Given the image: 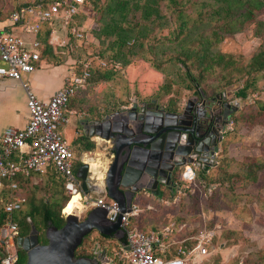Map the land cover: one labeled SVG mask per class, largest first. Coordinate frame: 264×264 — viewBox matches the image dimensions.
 Instances as JSON below:
<instances>
[{
    "label": "rangeland",
    "instance_id": "374dc122",
    "mask_svg": "<svg viewBox=\"0 0 264 264\" xmlns=\"http://www.w3.org/2000/svg\"><path fill=\"white\" fill-rule=\"evenodd\" d=\"M104 2L105 0H87L81 9L80 16L71 21L79 29V32L83 33L82 39L70 38L66 33L67 28L59 30V24H54L56 35L59 37L58 44L62 42V46L55 45V61H52L54 65H62L63 69L67 71L81 69L80 61L82 60L89 62L91 78L86 81L84 90L72 102V106L68 107L75 112V115L71 116L68 125L59 129V135L68 146L70 145L69 147L76 158H83L82 155L86 153L87 158L98 159L102 170L110 160L111 153L108 150L110 143L88 136L87 138L89 142H93L94 148L91 151H81L77 142L73 141L75 130L72 124L75 126L78 121H81L84 125L99 116L102 118L122 106H130L133 101L136 103L151 101L161 108H179L192 95L195 85L191 86L188 83L183 68L175 61L174 57L182 58L180 53L183 50H197L201 36L203 38L204 35H209L211 30H217V33L222 32L213 21L209 19L198 21V18L196 19L195 10L200 0L196 4L194 0H188L182 6L191 18L190 26L186 27L182 34L177 33V22L169 25H159V20H155L153 23L142 22L138 19L139 14L135 13L134 17L129 16L128 18H131V24L137 23L138 26L130 32L132 37L126 44L127 48L125 47L118 59L115 60L118 63V69L114 70L115 73L109 80L95 81L97 72L102 71L100 62L109 60L107 56L110 55L106 51L104 58L99 56V52L105 47V42L100 44L101 42L95 38L97 33L95 30L101 26L97 23L99 18L97 8H101ZM158 4H160L161 14H165L168 18L169 13L165 11V0H160ZM258 19L264 22V10ZM160 23L163 24L162 21ZM254 28L255 26L252 24L246 25L240 32L224 36L212 47V51L222 54L224 56L222 61L224 63L226 60L230 61V65L223 66L222 63L213 66L211 71L200 75L193 66V61L196 59L190 56L186 60L187 64H191L189 65L190 73L198 80L196 87L207 95L221 91H227V94L231 95L232 91L235 92L243 86L244 80L254 79V85L246 91V98L240 100L237 111L231 116L230 129L226 135L227 139H225L230 144H224L226 147L222 146L224 149L221 147L222 153L220 152L219 155L218 166L221 168L225 166L226 160L231 159L234 161L233 163H239L242 159L252 162L264 157V111L259 108V104H264V72L251 73L250 75L245 73L249 58L264 46V29L258 30V36L255 37L253 35ZM139 35H143V37L133 39ZM125 60L129 62L126 66L123 65ZM52 62L47 61L48 64L53 65ZM156 65H159L158 70H156ZM21 105L23 103L19 101V106L11 110L12 115H10L5 109L2 96H0V129L6 126L20 129L25 114ZM78 131H80L79 127ZM75 165L78 166V163L75 162ZM225 167L227 168V166ZM230 168L234 169L235 167L231 166ZM262 168L263 173L264 158ZM197 175L199 177L200 172ZM259 177L261 180L257 184H249L244 188H232V183L223 179L220 171H212L206 174L205 178L220 180V185L217 183V189L208 202L207 193L199 183H195L196 179L195 187L180 182L177 185L184 188H182L183 191L180 190L179 195L176 193L178 198L176 203L169 206H160L156 202L154 205L149 203L153 208L150 210L141 207L138 217L129 220L130 227L135 230L153 231L175 222V224H185L182 232L187 236L192 234L191 228L194 230L202 222H205L209 227L215 226L217 232L213 240L214 252L202 258L199 264H264V243L258 247L257 242L252 239L251 209L254 204L251 203L261 200L262 194L259 191L264 187V177L261 175ZM35 181L37 183L31 187L26 196L24 193L22 195L26 202L22 205L21 211L12 213L15 221L23 220L25 211L29 207L38 208L45 199L51 201L55 197L66 198L58 184L57 188H52L43 178H36ZM189 191L190 193H187ZM194 191L195 194H198L197 206ZM13 196L21 197L20 192H15ZM220 203L222 204L220 205ZM217 204L226 206V209L216 208ZM209 207L215 210L211 211ZM1 208L2 204L0 203ZM76 210L79 214L77 215L78 219L82 220L86 213L80 214L81 206H77ZM224 212L232 214L228 215L229 219H226ZM59 214H61V210ZM34 220L37 223L39 219L35 217ZM91 240H97L100 246L107 245L109 247L110 245L101 240L100 236H97V233L93 231L81 241L82 249L88 250L92 246ZM76 251L79 252L80 248H77Z\"/></svg>",
    "mask_w": 264,
    "mask_h": 264
},
{
    "label": "built area",
    "instance_id": "2783aa9c",
    "mask_svg": "<svg viewBox=\"0 0 264 264\" xmlns=\"http://www.w3.org/2000/svg\"><path fill=\"white\" fill-rule=\"evenodd\" d=\"M20 7L10 14L9 22L19 25L21 32L13 34L0 32V78L18 82L25 96L27 119L21 129L5 128L0 135V190L6 188L15 193L17 184L14 179L27 178L30 175L43 176L52 170L61 179L65 194H79L80 214L98 207L106 210V219L112 222L115 214L120 217L119 229L123 232V241L117 242L109 256L98 258L97 264H199L202 258L214 251L212 241L216 236V228L203 229L194 237L195 244L188 249L177 246L170 257L164 245L174 231H181L185 225L175 228L170 223L157 231H141L130 227L129 220L138 217L141 207L132 201L128 212L120 213L118 205L108 199L105 194L83 195L79 182L72 173L74 154L59 135V129L68 125L73 114L68 111V100L77 90L84 89L89 78V62L80 61L81 71L70 70L64 85L57 89L46 101H41L28 88L22 76L34 72L40 61V43L38 34L43 24L50 28L48 44L62 46L55 35L54 24L64 30L77 13L81 12L84 0H56L47 8H43L38 0H14ZM68 33L75 39L83 38V33L72 25ZM66 34V33H65ZM26 36V38L24 37ZM79 63V62H78ZM100 66L118 69V63L101 61ZM195 173L189 166H184L180 182L195 187ZM6 182V183H5ZM210 189H207L209 193ZM11 193V194H12ZM25 199L11 195L4 206L7 219L0 227V264H17L19 261L16 239L19 230L12 221L11 214L21 209ZM150 210V206H144ZM67 214L62 213V220ZM79 215V214H78ZM85 215V214H84ZM211 250V251H210Z\"/></svg>",
    "mask_w": 264,
    "mask_h": 264
},
{
    "label": "trees",
    "instance_id": "16d2710c",
    "mask_svg": "<svg viewBox=\"0 0 264 264\" xmlns=\"http://www.w3.org/2000/svg\"><path fill=\"white\" fill-rule=\"evenodd\" d=\"M43 8H47L56 0H38ZM87 0L83 1L81 9L84 7V4ZM94 1V0H88ZM160 0H105L104 5L101 8H97V12L99 13V18L97 19V23L101 24L97 30H95V38L98 39L101 43L104 44L105 47L101 52H99V56L104 58V53L107 51L110 53L108 55V59L106 61L115 62L118 59L119 54L122 50L126 47V44L131 39L130 32L133 31L134 27H137L138 24L134 23L131 24V18L129 16L134 17L135 13L139 14V21H149L153 23L155 20H159V25H169L173 22H177L176 28L178 29L177 33L182 34L183 30L186 27L190 26L191 18L183 9V5L188 0H165V11L169 13V16L165 14H161L160 4H158ZM14 9L17 10L20 7V4H17L16 1L14 2ZM194 3H198V0H194ZM104 7V8H103ZM99 9V10H98ZM264 10V0H200L196 10L195 16L198 21H203V19H209L215 23L220 31L211 30L209 35H204V37L200 38V42H198L197 50H183L181 51V57L175 56V61L183 68L184 75L186 76V80L192 86L198 84V80L190 73L189 65L187 64L186 60L192 56L196 60L193 61L194 67L198 70V74L202 75L204 72L211 71L213 66L220 65L223 63V66L230 65V61L224 63L222 60L224 56L218 52H213L212 47L215 46L224 36L231 35L234 32H240L246 25H254L255 30L253 35L256 37L258 36V30L264 29V22L258 19V17L262 14ZM79 13L73 16L77 18L80 16ZM203 16V17H202ZM162 21L163 24L160 23ZM167 23V24H166ZM72 23H68L67 25V35L74 39L69 33V28L72 26ZM50 34V28L47 24H43L38 34V40L40 43V56L39 60L41 61H55V52L52 50L51 46L48 44V38ZM143 35L135 36L133 39L142 38ZM101 38V39H100ZM107 39V40H105ZM127 48V47H126ZM132 57V56H131ZM196 61V62H195ZM53 63V62H52ZM117 63V62H116ZM196 63V64H195ZM128 61H124L123 65H128ZM54 65V63H53ZM56 66V65H54ZM58 66V65H57ZM156 70L159 69V65H156ZM246 75H250L251 73L258 74L260 72H264V46L260 47L257 52H255L248 60L247 64ZM102 71H98L96 75L95 81H107L111 78L114 70L110 68H101ZM81 69L79 68L77 71H74L76 74L79 73ZM90 75L87 80L91 78V69H88ZM254 79L250 78L249 80H244L243 86L237 90L236 97L240 98L241 100L246 98L247 90L249 87H252ZM84 89L77 90L73 97L68 100L67 108L71 107L72 102L79 97V94L82 93ZM259 108L264 111V104H259ZM97 119H101V117H97ZM227 139V138H225ZM224 144H230L227 140H224L222 146ZM226 147V146H224ZM94 148L93 142H89L88 139H85L83 144L79 145V149L81 151H91ZM222 149H224L222 147ZM222 153V151H221ZM264 158V157H263ZM263 158L261 160H254L252 162L241 160L239 163H233L234 161L230 158V160H226L225 166L223 168L219 167V159L215 165L207 170V171H200V176H196L195 183H199L201 188L204 189V192L207 193V189H210L209 193H207V202L212 199L216 191L217 185L220 183V180H207L205 175L211 173L212 171L219 172L223 175V179L227 182L232 183L231 185L234 187L244 188L249 184H257L261 178L264 177V172L262 173V166H263ZM234 166V169L230 167ZM72 173L74 171L72 169ZM36 178H43L48 181V184L52 186V188H57L56 185L60 187L63 191V194L66 196L64 198L62 196L61 199L55 197L51 201L47 199L43 200L38 208L36 207H29L27 211H25L24 219L15 221L12 214L11 218L14 223H16L19 236H25L29 231V224L28 221L35 227L38 231V242L43 244L45 243L43 237V231L46 228L47 224L49 223L51 226L55 228H60L63 224V220L59 214L60 210L63 209L65 206L68 205L69 198L65 194L63 189V183L61 179H59L56 174L52 170H48L47 173L41 177L36 175H30L27 178H16L14 179L15 183L17 184V190L14 192H20V196L23 197V193L26 196V193L31 189L33 185L37 182L35 181ZM40 180V179H39ZM6 183V182H5ZM180 183V180L177 181V184ZM218 183V184H217ZM220 185V184H219ZM180 186V185H179ZM12 192L8 189L4 188L0 190V203L2 204V208L0 209V227L4 224L7 219V214L4 212V206L10 201V197ZM189 193V192H187ZM195 194V191L193 192ZM197 193V192H196ZM193 194V195H194ZM58 196V194H56ZM192 197V195H189ZM196 206L198 204V194L194 195ZM25 199V198H24ZM193 200V198H192ZM197 200V201H196ZM254 201V199H253ZM26 202V200H25ZM194 202V203H195ZM220 202V200H219ZM217 203V202H214ZM255 203V201L253 202ZM251 203V204H253ZM222 203H220L221 205ZM258 204V202L256 203ZM211 205V204H209ZM217 204L216 208H225L226 206H220ZM209 209H211L209 207ZM226 209V208H225ZM229 209H231L229 207ZM229 209H227L229 211ZM18 211H21L18 210ZM37 217L39 220L36 223L34 218ZM187 221V220H186ZM184 223V222H181ZM175 228L181 224L173 223ZM215 227V226H214ZM214 227H209L208 224L202 222V224L193 230L191 228L192 234L185 236L184 233L181 231L173 232L170 236L164 240V245L167 248V253L165 258L170 257L173 251L176 249L177 246H181L183 249L191 248L195 244L194 237L198 234L199 231L206 229H213ZM141 230V229H139ZM152 231V230H151ZM157 231V230H153ZM105 238L104 236H101ZM84 239V238H83ZM82 239V240H83ZM214 240V239H213ZM123 241V238L121 239ZM120 241V242H121ZM81 246V245H80ZM212 246L214 247L213 241ZM211 251V250H210ZM214 252V251H213ZM19 261L17 264H23L25 261V254L17 249ZM212 253V252H211Z\"/></svg>",
    "mask_w": 264,
    "mask_h": 264
},
{
    "label": "water",
    "instance_id": "95a60500",
    "mask_svg": "<svg viewBox=\"0 0 264 264\" xmlns=\"http://www.w3.org/2000/svg\"><path fill=\"white\" fill-rule=\"evenodd\" d=\"M186 109L187 106L183 113ZM128 111L121 121L107 115L82 126L85 136L110 142L113 154L105 169L99 168L94 173L87 171V165L82 164L75 173L83 195L105 194L118 205L120 213L128 212L130 203L141 191L158 195L156 186L163 183L160 177L167 175L169 179L171 172V168L164 169L159 164L162 144L168 141L167 134L156 133L151 127L159 125V120L153 119L151 112H137L135 105ZM176 148L174 154L178 152ZM98 173L101 174L99 180ZM105 215L106 210L98 207L88 210L82 220L74 212L67 214L60 228L47 224L43 231V244L38 242L39 233L28 221V233L19 236L15 242L16 247L25 254L23 264H97L91 258L75 257L74 252L91 231L121 241L123 232L118 227L120 217L115 214L112 222H109Z\"/></svg>",
    "mask_w": 264,
    "mask_h": 264
},
{
    "label": "flooded vegetation",
    "instance_id": "af4514ba",
    "mask_svg": "<svg viewBox=\"0 0 264 264\" xmlns=\"http://www.w3.org/2000/svg\"><path fill=\"white\" fill-rule=\"evenodd\" d=\"M194 87L192 95L179 108H161L151 101L147 103H136L133 101L130 106H122L107 114L113 115L115 121H121L124 115L129 112L128 110L135 105V110L137 112H141V114L151 112L153 114L151 117L155 120H159V125H151V127L156 133L160 132V134H167L166 139L168 140L165 144H162L159 164L160 166L163 165L164 169L171 168V172L169 179L167 175L160 177L163 183H158L156 186L158 195L164 190L172 191L173 188H175L177 181L180 180L184 166L187 165L192 168L196 177V174L200 171L205 172L215 165L216 159L221 152L222 143L230 129L231 116L237 111L241 100L236 97L237 90L235 92L232 91L231 95L227 94V91L207 95L196 87V85ZM186 106V112L183 113ZM107 115H104V117ZM82 124L81 121H78L74 127L75 137L73 141L77 142L78 145L83 144L85 139H88V136L84 134ZM78 127L80 131H78ZM119 127L122 128L121 126ZM177 128H182V130H175ZM164 137L165 136H163V139ZM106 143H108V141ZM156 146H158V143ZM176 147L178 148V152L174 154ZM111 148V144H109L108 150L112 155L113 151ZM82 157L83 158L78 159L74 155V163H78V166L73 165L72 167L74 176L77 168L82 164L87 165L86 170H89L88 161L91 158H87L86 153H84ZM76 180L79 182L77 178ZM140 194L141 193H139L138 196H140ZM97 236L100 235L97 233ZM100 239L110 244V248L107 245L100 246L97 240H91L92 246H90L88 250L82 249L80 243L77 247L80 248V251L78 252L75 250V257H87L97 261L98 258L100 259L104 257V255L109 256L116 247L118 241L111 237H100Z\"/></svg>",
    "mask_w": 264,
    "mask_h": 264
},
{
    "label": "crops",
    "instance_id": "0c3cea01",
    "mask_svg": "<svg viewBox=\"0 0 264 264\" xmlns=\"http://www.w3.org/2000/svg\"><path fill=\"white\" fill-rule=\"evenodd\" d=\"M14 2H15L14 0H0V32L7 31V32H10L13 34H19L21 32L19 25H12L9 22V16L14 11V4H15ZM59 30H62V29H59ZM55 32H56V30H55ZM55 35H56V33H55ZM24 37L26 38L25 35H24ZM50 46H51L52 50L55 52V48H54L55 45H50ZM69 73H70V71L64 70L62 65L54 66V65L48 64L47 61H41L40 60L35 65L34 72L31 74L22 76V79L27 82L28 88L35 95V97L37 99H39L41 101H46L57 89H59L60 87H62L64 85L65 80L69 77ZM12 90H13V92H12ZM0 96H2V100L5 104V109H7L8 113H10V115H12L11 110H13L14 108L19 106V101H21L23 103V105H21V106H22L23 112H25V114H24L23 124L19 127L21 129L25 125V122L27 119V112L25 110L26 108L24 107L25 106V104H24L25 96H24V93H23L19 83L5 79V78H0ZM68 111L73 113L71 116L75 115L74 111H72L70 109H68ZM14 116L15 115L13 114V117ZM71 116H70V118H71ZM70 118H69V123L71 121ZM93 121L94 120L89 121V122H93ZM72 126H73V128L75 127L74 124H72ZM7 127H11V126H6L4 128H1L0 129V135H1V132ZM11 128H13V127H11ZM92 138L97 139L96 137H92ZM218 158H219V155L216 159V162H217ZM88 164H89L88 165L89 170L91 172L95 173L100 168L98 159H95V160L90 159L88 161ZM97 178H98V180L101 178L100 173L97 174ZM182 188H184V187L176 185L172 191H167V190L165 191L164 190L161 192L160 195H156V196L150 194L148 191H141L140 196H137L133 201L137 200L135 203H137L139 207L150 206L151 209H153L151 205H154L155 202L160 206L161 205L162 206H169L171 204L176 203V200L178 199L176 196V193L179 195L180 190L183 191ZM189 193H190V191H189ZM259 193L262 194L261 200L258 201V204L253 203L254 205L252 206V209H251L252 232H253L252 233V239H253V241L257 242L258 247H260L261 243H264V207H262L264 204V202H263L264 201V187L259 191ZM68 204H69V202H68ZM228 215L231 216L232 214L229 212H224V216L226 217V219H229L230 216H228ZM190 216H188V217H190ZM163 227L164 226L157 228L156 230H160ZM149 231H151V230H149Z\"/></svg>",
    "mask_w": 264,
    "mask_h": 264
},
{
    "label": "bare ground",
    "instance_id": "6f19581e",
    "mask_svg": "<svg viewBox=\"0 0 264 264\" xmlns=\"http://www.w3.org/2000/svg\"><path fill=\"white\" fill-rule=\"evenodd\" d=\"M79 198L80 195L79 194H73L72 196L69 197V204L68 206H66L63 210L62 213L63 214H71V213H75L76 215H78V212L76 210V207L81 206L79 203Z\"/></svg>",
    "mask_w": 264,
    "mask_h": 264
}]
</instances>
